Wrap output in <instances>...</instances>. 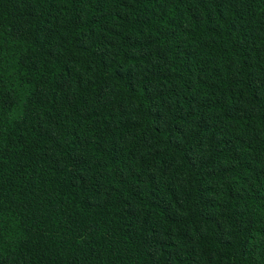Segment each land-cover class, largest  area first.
Masks as SVG:
<instances>
[{"label": "trees", "instance_id": "1", "mask_svg": "<svg viewBox=\"0 0 264 264\" xmlns=\"http://www.w3.org/2000/svg\"><path fill=\"white\" fill-rule=\"evenodd\" d=\"M0 264H264V0H0Z\"/></svg>", "mask_w": 264, "mask_h": 264}]
</instances>
